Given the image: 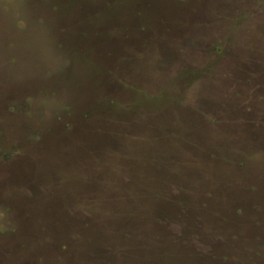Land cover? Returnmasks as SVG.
Masks as SVG:
<instances>
[{"label": "rangeland", "instance_id": "1", "mask_svg": "<svg viewBox=\"0 0 264 264\" xmlns=\"http://www.w3.org/2000/svg\"><path fill=\"white\" fill-rule=\"evenodd\" d=\"M211 132L258 137L257 154L236 169L226 138L208 151ZM200 148L213 164L188 175L184 153ZM160 150L183 153L184 167L150 179L143 165L158 167ZM86 175L155 188L130 189L142 226L127 211L110 226L93 216L118 228L115 242L128 235L112 264H264V4L0 0V264H74L75 239L93 232L74 229V214L88 215L77 204ZM199 176L211 197L148 206L150 192Z\"/></svg>", "mask_w": 264, "mask_h": 264}, {"label": "trees", "instance_id": "2", "mask_svg": "<svg viewBox=\"0 0 264 264\" xmlns=\"http://www.w3.org/2000/svg\"><path fill=\"white\" fill-rule=\"evenodd\" d=\"M258 3L260 4H264V0H257ZM201 70H198L197 72L191 71L190 73L194 74V73H199L200 74ZM208 72H209V68H208ZM210 76H212L209 72ZM214 76V75H213ZM249 82V80H248ZM117 104V108L119 109V107H121L124 112L129 110L130 107L126 106L123 108L122 105ZM227 114L226 117H231L229 115V112L225 113ZM225 117V118H226ZM191 118V117H189ZM194 119V118H191ZM216 120V119H215ZM214 120H211V123ZM256 125V124H255ZM257 127V126H256ZM190 132V131H189ZM181 137H183L185 140H187L188 137H195V136H190V134L186 133V132H180ZM212 134V135H211ZM210 135H208L210 138V140L212 139V143L210 144L208 151L209 150H215V147L222 142H225L226 140H228L229 142V150L233 153L234 159L238 160V164H234L233 166H237L238 168L236 169H240V168H245V164L244 161L246 159V152H250L254 150H257V148H259V143H260V138L258 137H253V136H246L245 139L241 138V143L238 142V140H236L235 138H233L232 136V132H211ZM231 136H228V135ZM180 136V135H179ZM203 138V137H202ZM226 138V140H225ZM183 139V140H184ZM204 140V138H203ZM240 140V138H239ZM242 147L240 146L239 148H236L237 146H239L240 144H242ZM204 149V148H203ZM202 148H200V152L198 151H190V153L185 152L184 154H186L187 158L189 159V167H188V175L192 174V172H196L198 169L202 168L203 166H200L202 163L204 164V162L207 163H212V161L214 160V154H208L207 150H203ZM183 152V151H182ZM238 153H239V158H238ZM184 154H175L173 151L172 152H168L167 155L163 154V151L160 150L159 153H157V158L156 160L158 161L157 166L158 167H154L153 165L150 166H146L143 165L142 171H145L146 174H151L150 175V179H154V177H152L153 175H157L156 173H154L156 170L159 171L160 173H164L163 171L166 170V168L168 169L167 166H169V164L171 165L172 163H174V165H180V167H184L180 164V162L175 161L176 157L182 156L184 157ZM209 156H208V155ZM237 154V155H236ZM255 154H257V152H255ZM198 155V158H194L195 156ZM169 156V157H168ZM170 158V159H168ZM231 158H225V161L227 163H232L233 160H230ZM228 160V161H227ZM236 160V161H237ZM216 162H214L215 164ZM213 164V163H212ZM111 165H107V167L105 168L104 172H109L111 169ZM87 168H91V169H87ZM99 167H97L96 165L94 167H85L83 166L82 169L83 171H80L82 173V175L85 174H93V173H101L102 171L99 170H95ZM103 168V167H101ZM141 168V167H140ZM139 168V170H140ZM104 169V168H103ZM117 169V168H116ZM135 172V171H134ZM183 171H181L178 174V177L182 176L181 173ZM88 179H91L90 182L92 183V186L88 188L89 193H86L85 198H80L79 201L78 197H74V201H78L77 204L79 205V207L81 208V210L83 211H87L84 212L86 214H88L85 218V222H81L77 219L76 215L74 214V229L77 228H84L87 230H91L92 232V236L88 237V239L83 240V237H80L75 239L77 240V243L74 245V264H112V260L110 259H114V260H122L120 257H117L115 255V257L120 258V259H116L115 257H113V253H121L122 251H117L118 249H122L123 243L125 242V240L127 239L128 235L125 234L124 237L122 238V242L121 239L118 240V242H115L116 238H114V234L118 228L116 227H102V229L100 227L95 228L97 225L94 220L96 218H93V216L98 215L97 217L100 218V224H102V226H110V224H113L115 222L116 219L120 218L121 214L123 215L124 212H129L127 213V218L128 217H132V221L133 223H136L135 227L139 224L144 225L148 222V217H146V215L143 214V212H141V214L136 213L137 211L134 210V207L132 204H130V200L132 199L133 196V192L135 193H141L144 192L146 190H153L155 189L154 187H149L147 188L145 185H140V187L138 189H136V184H133L132 187H128L127 189H125L124 187H121L120 189H118V186L116 185V183H114L113 181H111L110 179H108L105 176H102L100 179H96V177H91L89 175ZM100 177V176H99ZM188 177L179 180L178 182L175 183L179 184V186L177 187V190L172 191V195H163L160 191L156 192V191H152L150 192L151 194L147 197L151 198L150 201L154 200L156 201L155 205L152 206V204H148V206L151 209L154 210H160V206L157 205V200L156 198H158L159 200L164 199V201H166L167 205H180L181 207H184V202L182 200H178L181 199L180 196H178L180 193L181 194H189V195H194L197 194V196L199 195L198 199L201 200V196L204 197H211L212 194L210 193H206V191H208V189L210 187H208L207 185H199L197 184L198 181L196 180H200L201 176L199 177H191L190 180H186ZM193 182V186L190 188V183L189 182ZM195 182V184H194ZM172 186V185H170ZM91 188V189H90ZM123 188V189H122ZM140 188H142L140 190ZM132 189V191L130 190ZM211 190V189H210ZM177 191V192H175ZM180 191V192H179ZM192 193V194H191ZM124 197L126 198V202H124ZM145 198V195L143 196ZM138 199H140L139 195H138ZM177 202L175 203L174 201ZM146 204V203H145ZM75 202H74V206H75ZM166 205V208H167ZM120 206V207H119ZM200 206L202 207H206V203L202 202L200 203ZM76 207V206H75ZM164 209H166L165 207H163ZM78 209V208H76ZM121 210V211H120ZM166 217V216H164ZM161 220V219H160ZM159 220V221H160ZM88 227V228H86ZM108 238H106V236ZM124 241V242H123ZM106 242H110V246L107 247V245L105 244ZM114 242L116 243V245L113 246ZM62 248V247H61ZM84 256V257H83ZM113 264H115V261H113Z\"/></svg>", "mask_w": 264, "mask_h": 264}]
</instances>
